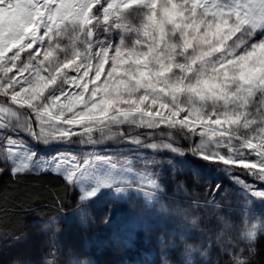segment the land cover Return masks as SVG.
I'll return each instance as SVG.
<instances>
[{
	"label": "snow or ice",
	"instance_id": "obj_1",
	"mask_svg": "<svg viewBox=\"0 0 264 264\" xmlns=\"http://www.w3.org/2000/svg\"><path fill=\"white\" fill-rule=\"evenodd\" d=\"M189 155L246 205L264 203V0H0V174L56 175L80 192L87 220L101 190L156 209L165 169L181 171L170 157ZM208 193L204 206L219 209L224 187ZM161 210L179 223L161 239L159 264H221L216 250L250 264L264 234V220L242 230L247 254L224 247L222 232L197 245L189 234L203 231L201 217ZM59 231L42 264H59Z\"/></svg>",
	"mask_w": 264,
	"mask_h": 264
},
{
	"label": "rangeland",
	"instance_id": "obj_2",
	"mask_svg": "<svg viewBox=\"0 0 264 264\" xmlns=\"http://www.w3.org/2000/svg\"><path fill=\"white\" fill-rule=\"evenodd\" d=\"M28 142L41 155L48 156L54 151L33 144L30 140ZM112 150H115L114 146ZM73 151L79 149L74 146ZM170 158L181 171L177 179L165 169V193L156 209L146 211L142 199H137L134 195L117 196L113 192L101 190L91 201L90 218L85 220L76 211L80 192L66 185L69 206L59 214L49 219L30 221L22 236H12L0 228V264H14L17 259L42 264L52 246L51 237L56 227L60 229L56 234V245L59 249L56 259L59 264H72L73 261H85L87 264H159L163 252L161 239H169L173 232L178 231L179 223L177 217L162 211L161 208L172 210L180 207L186 209L193 217L202 218L203 231L194 230L189 234L194 244L204 243L207 236L215 238L222 232L224 247L245 248V242L240 238L242 230L249 224L264 220V203L256 201L252 205H246L232 182L222 174L216 173L205 161L190 155ZM197 171L201 173L200 176L195 174ZM4 173L12 175L8 171ZM46 174L50 173L12 176ZM178 184H182L187 191H184V188L178 189ZM211 184L224 187V193L219 197L220 208L216 210H209L204 206ZM92 187L91 184H86L85 190H91ZM105 215H110L107 224L103 223ZM218 215L224 216L227 226H219ZM16 237H20V240L17 241ZM258 242H264V234H257L253 254ZM180 251H170L169 257L178 262ZM245 253L247 254L246 248ZM250 256L246 255L245 258L250 259ZM211 259L220 261L221 264H229L228 256L220 250L213 251Z\"/></svg>",
	"mask_w": 264,
	"mask_h": 264
},
{
	"label": "trees",
	"instance_id": "obj_3",
	"mask_svg": "<svg viewBox=\"0 0 264 264\" xmlns=\"http://www.w3.org/2000/svg\"><path fill=\"white\" fill-rule=\"evenodd\" d=\"M68 206L66 185L55 175L0 174V228L12 236H22L30 221L49 219ZM260 243L250 264H264V242Z\"/></svg>",
	"mask_w": 264,
	"mask_h": 264
}]
</instances>
